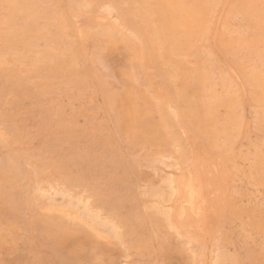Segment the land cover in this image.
I'll list each match as a JSON object with an SVG mask.
<instances>
[{
	"label": "rangeland",
	"instance_id": "rangeland-1",
	"mask_svg": "<svg viewBox=\"0 0 264 264\" xmlns=\"http://www.w3.org/2000/svg\"><path fill=\"white\" fill-rule=\"evenodd\" d=\"M0 264H264V0H0Z\"/></svg>",
	"mask_w": 264,
	"mask_h": 264
},
{
	"label": "bare ground",
	"instance_id": "bare-ground-1",
	"mask_svg": "<svg viewBox=\"0 0 264 264\" xmlns=\"http://www.w3.org/2000/svg\"><path fill=\"white\" fill-rule=\"evenodd\" d=\"M224 6H225V5H224ZM224 6H223V7H224ZM215 29H216V28H215ZM235 75H236V74H235ZM241 86H242V85H241ZM244 131H245V130H244ZM193 163H194V162H193ZM197 163H198V162H197ZM199 168H200V167H199ZM208 175H209V174H208ZM195 177H196V176H195ZM195 179H196V178H195ZM201 180H202V179H201ZM214 180H215V179H214ZM217 180H218V179H217ZM198 181H199V180H198ZM193 182H195V181H193ZM198 183H199V182H198ZM191 186H192L193 189H196L195 187H193V186H194V183L191 184ZM195 186H196V185H195ZM205 186H206V185H205ZM213 186H214V185H213ZM213 186H211V187H213ZM218 187H219V186H218ZM197 189H200V190L198 191ZM197 189H196V191L194 190V192H196V193L199 192V193H200V192H201V189H203V187H201V184H200V188H197ZM219 189H220V187H219ZM202 192H203V191H202ZM192 196H193V199H194V201H195L196 194L193 193ZM202 197H203V196H202ZM199 198H200V197H197L196 200H197V199H198V200L201 199V198H200V199H199ZM220 200H221V199H220ZM194 201H193V203H191V204H194L193 207L195 208V207H196V205H195V204H196V201H195V202H194ZM197 202H198V201H197ZM198 204H199V203H198ZM191 206H192V205H191ZM198 206H199V205H198ZM198 208H199V207H198ZM206 208H207V207H206ZM185 210H186V209H185ZM185 210H184V211H185ZM188 210H189V209H188ZM200 212H201V211H200ZM199 220H200V219H199ZM202 238H203V237H202Z\"/></svg>",
	"mask_w": 264,
	"mask_h": 264
}]
</instances>
